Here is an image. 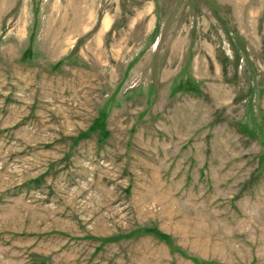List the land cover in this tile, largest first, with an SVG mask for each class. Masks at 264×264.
I'll use <instances>...</instances> for the list:
<instances>
[{
    "label": "rangeland",
    "instance_id": "1",
    "mask_svg": "<svg viewBox=\"0 0 264 264\" xmlns=\"http://www.w3.org/2000/svg\"><path fill=\"white\" fill-rule=\"evenodd\" d=\"M0 264H264V0H0Z\"/></svg>",
    "mask_w": 264,
    "mask_h": 264
}]
</instances>
